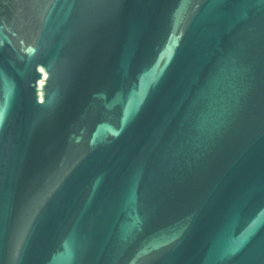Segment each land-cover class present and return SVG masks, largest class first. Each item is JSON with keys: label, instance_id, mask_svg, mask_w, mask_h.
Returning a JSON list of instances; mask_svg holds the SVG:
<instances>
[{"label": "water", "instance_id": "obj_1", "mask_svg": "<svg viewBox=\"0 0 264 264\" xmlns=\"http://www.w3.org/2000/svg\"><path fill=\"white\" fill-rule=\"evenodd\" d=\"M0 264H264V0H0Z\"/></svg>", "mask_w": 264, "mask_h": 264}]
</instances>
